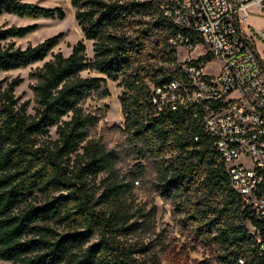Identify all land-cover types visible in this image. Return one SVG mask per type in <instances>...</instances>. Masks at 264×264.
I'll return each instance as SVG.
<instances>
[{
  "label": "trees",
  "instance_id": "16d2710c",
  "mask_svg": "<svg viewBox=\"0 0 264 264\" xmlns=\"http://www.w3.org/2000/svg\"><path fill=\"white\" fill-rule=\"evenodd\" d=\"M69 3L83 38L92 41L91 56L82 39L66 55L52 52L61 33L18 45L14 38L34 31L35 22L0 25V71L43 61L29 73L37 102L33 113L27 112L28 100L18 102L14 94L22 77L0 84V259L161 264L144 258L149 242L123 239L142 228L149 212L129 205L116 151L89 135L98 118L82 101L91 92L108 95L104 84L110 79L122 88L124 130L156 155L160 195L174 198L187 224L193 223V233L215 247L212 264H264V220L231 186L214 137L202 124L207 112L155 113L150 102L151 86L185 79L180 51L169 42L176 26L162 15L159 0ZM3 14L64 18L60 6L25 0H0ZM155 56L168 66H156L150 60Z\"/></svg>",
  "mask_w": 264,
  "mask_h": 264
},
{
  "label": "built area",
  "instance_id": "2783aa9c",
  "mask_svg": "<svg viewBox=\"0 0 264 264\" xmlns=\"http://www.w3.org/2000/svg\"><path fill=\"white\" fill-rule=\"evenodd\" d=\"M250 4L264 11V0H159L162 15L176 26L169 42L180 51L185 79L151 86L149 99L155 113L207 112L202 124L231 186L264 220V25L255 37L246 34L242 20ZM212 58L220 61L218 70L204 71Z\"/></svg>",
  "mask_w": 264,
  "mask_h": 264
},
{
  "label": "rangeland",
  "instance_id": "374dc122",
  "mask_svg": "<svg viewBox=\"0 0 264 264\" xmlns=\"http://www.w3.org/2000/svg\"><path fill=\"white\" fill-rule=\"evenodd\" d=\"M45 6H60L64 10V18H35L18 17L15 15H1V24L23 25L37 23V28L23 37H15V42L20 46L27 43L35 44L45 37L61 33L58 44L52 48V52L61 51L64 55L70 52L71 46L78 39H82L86 54L92 55V41L83 38L80 27L74 18V8L69 0H29ZM247 15L242 20V26L247 29L246 34L254 36L259 33L264 25V11L254 5L247 7ZM255 37V36H254ZM257 45L259 44L255 41ZM151 52L155 53L153 49ZM197 50L193 52L195 54ZM51 57L48 53L44 59ZM176 58H178L176 54ZM150 60L156 66H168L167 62L155 56ZM43 61L33 62L28 66L0 71V84L15 76L22 77V81L14 88V94L18 102L28 100L27 112L33 113L37 106L36 99L30 88L33 79L29 73L40 66ZM220 61L212 58L207 61L203 69L206 72H216ZM83 75L86 72H82ZM109 94L101 98L91 92L83 101V108L96 115L97 122L90 127L89 135L102 142L105 147L116 151L118 158L115 163L119 176L127 187V202L133 208L141 207L148 210L147 219L142 228L126 234L123 239L129 242H149L150 249L144 258L149 261L157 259L161 264H212L215 255V247L206 244L201 237L193 233V223L187 224L184 215L177 208L172 197L160 195L156 182L158 179L159 162L156 155L150 152L141 140L133 139L123 126V115L120 110L119 96L122 88L118 80L106 79L104 84ZM236 97L237 93L232 92ZM51 137H55L54 127L49 129ZM168 156V155H166ZM98 182V179L96 180ZM154 212V213H153ZM0 264H10L9 261L0 259Z\"/></svg>",
  "mask_w": 264,
  "mask_h": 264
},
{
  "label": "crops",
  "instance_id": "0c3cea01",
  "mask_svg": "<svg viewBox=\"0 0 264 264\" xmlns=\"http://www.w3.org/2000/svg\"><path fill=\"white\" fill-rule=\"evenodd\" d=\"M25 1H29V0H25ZM29 2H32V1H29ZM250 5H252V4H250ZM250 5H249V6H250ZM5 15H8V14H5Z\"/></svg>",
  "mask_w": 264,
  "mask_h": 264
}]
</instances>
